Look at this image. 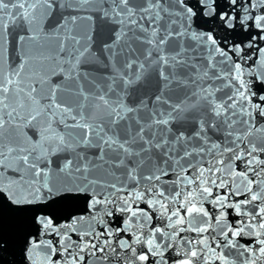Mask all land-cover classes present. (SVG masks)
<instances>
[{
  "label": "snow or ice",
  "instance_id": "6c2138e0",
  "mask_svg": "<svg viewBox=\"0 0 264 264\" xmlns=\"http://www.w3.org/2000/svg\"><path fill=\"white\" fill-rule=\"evenodd\" d=\"M4 208L24 264H264V0H0Z\"/></svg>",
  "mask_w": 264,
  "mask_h": 264
},
{
  "label": "water",
  "instance_id": "95a60500",
  "mask_svg": "<svg viewBox=\"0 0 264 264\" xmlns=\"http://www.w3.org/2000/svg\"><path fill=\"white\" fill-rule=\"evenodd\" d=\"M221 3L224 0H220ZM206 27H211L212 22L209 20ZM246 33L241 32L234 38L240 39ZM81 205L78 202H60L50 204L44 208L45 212H51L57 216H63L69 212L75 213ZM4 220V238L7 240V248L0 250V264H24L22 255V238L28 227V219L33 215V211L17 212L12 208L2 210Z\"/></svg>",
  "mask_w": 264,
  "mask_h": 264
}]
</instances>
